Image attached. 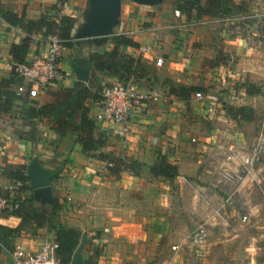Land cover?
I'll return each mask as SVG.
<instances>
[{"label": "crops", "instance_id": "1", "mask_svg": "<svg viewBox=\"0 0 264 264\" xmlns=\"http://www.w3.org/2000/svg\"><path fill=\"white\" fill-rule=\"evenodd\" d=\"M58 1L0 0V14L11 12L25 16L28 20H37L43 14L56 13L59 16L74 18L77 24L84 21L83 13L88 0H68L67 6L56 12L51 6ZM207 1L202 0L203 3ZM235 1L247 6L246 16L235 18L218 15L205 17L200 21H186L177 8L176 0H167L154 7L141 6L133 0H122L120 23L112 35L94 40L91 50L76 45L75 39L70 47L63 48L60 57V67L66 73L63 81L41 87L37 83L24 80L23 84L13 89L23 99L35 101L39 105L48 104L54 100L53 95L61 88H73L79 81L73 72L71 61L79 66L92 65L91 77L87 83H91L94 88L106 86L115 79L97 72L93 64L88 62L90 55L110 51L114 47V38L119 35L138 43L137 48H126V53L135 58L141 57L151 66L150 75L133 81L143 97L142 101L132 111L127 124L104 121L98 126L108 137L109 146L106 151L129 154V157L143 163L139 176L124 171L117 179L108 173L100 160L83 152L79 144L71 146L60 159L55 158L53 150L58 139L57 133L51 129L48 120H36V135L34 139L30 138L32 126L23 120L21 111L24 103L20 99L15 102L13 110L0 111V167L27 166L33 157H38L40 163L50 170L61 166L58 177L53 181L54 197L62 203L61 221L68 227L88 234V241L83 250L84 261L94 254V248H100L92 243L95 241L91 237L93 232L100 235L98 240L103 244L98 264H115L116 259L123 262L120 264H126L124 262L133 256L126 253L119 255L115 251L123 253L131 248L138 251L136 245H149L153 239L157 241L168 235L170 217L173 215L162 206V199L167 197L168 201L169 185L172 184H166L153 176L151 166L161 155L177 165L180 176L173 187L178 182L179 186H184L181 175L196 174L199 167L191 163L193 153L186 154L179 147H174L175 144H180L176 139L180 138L185 130L182 124L187 121L185 114L191 108L195 114L199 113L202 118L208 120L213 113L212 109L226 103V99L220 101V96L224 95L222 90H225V93L229 90L226 94L229 105L248 106L254 110L252 120L238 121L230 116V119L236 122L233 133H238L236 135L240 140L242 136L254 133L255 123L258 120L260 122L264 114V0ZM25 35L24 30L11 26L0 16V82L12 73L11 46ZM143 48L147 49V52H144ZM46 53L47 41L44 36L34 35L27 61ZM157 57L164 60L161 67L155 65ZM246 83L257 87L260 93L249 94ZM175 87L208 91L210 99L205 96L201 103L204 108L197 111L196 103L189 102L194 91L187 97L188 100H184L172 93ZM100 104L95 101L88 102L94 116L97 115ZM180 125L183 130L179 129ZM204 135V141L202 134L199 138L194 137L198 139L194 145L202 146L201 151L213 154L219 146L214 148L210 142L215 141L218 134L215 131H206ZM195 152H198L197 148ZM199 156L202 155L197 153L195 160L198 161ZM3 178H0L3 186L13 182L6 176ZM200 185L203 188L201 183L193 184V189L197 187L196 193L202 194H194L199 198H192L195 206L190 216L197 220L203 218L205 222L223 199L217 196L215 190L211 191L213 194H208L200 189ZM220 188H232L233 191L235 187L222 185ZM30 196L33 197L31 188L22 189L14 200L13 207L19 197ZM35 202L41 210L49 213L54 207L42 206L36 200ZM209 207H212V210ZM230 214L229 212L228 216ZM190 216L185 215L184 218H191ZM20 223L21 219L15 216L2 217L1 221V225L13 228L18 227ZM182 225L178 227L179 232L184 228V220ZM227 228L213 229L215 234L211 240L220 235L217 234V229L221 230L219 233H224ZM227 231L232 232L231 228ZM47 240L56 241L55 232L48 223L28 225L14 236L7 246L0 249V264H13L11 251L14 246L20 245L25 253H36ZM216 243L222 247L223 242Z\"/></svg>", "mask_w": 264, "mask_h": 264}, {"label": "trees", "instance_id": "2", "mask_svg": "<svg viewBox=\"0 0 264 264\" xmlns=\"http://www.w3.org/2000/svg\"><path fill=\"white\" fill-rule=\"evenodd\" d=\"M68 0H59L52 5L51 9L58 12L60 8L67 6ZM177 8L186 21L192 19L200 21L209 16H227L240 18L247 15V6L236 3L235 0H176ZM0 16L11 26L20 28L26 32L18 43L10 48L12 56V73L4 77L0 82V111L13 110L17 100H22V117L29 122L32 130L30 138H35L36 120H48L51 129L57 133L58 139L55 146V158L60 159L64 153L73 145L79 144L81 150L88 156L100 160L108 173L119 179L122 172L128 171L139 176L143 169V163L116 151H106L109 146L108 137L99 129L95 116L92 114L89 101L102 103L103 93L107 86L92 87L87 82L77 81L73 88H61L53 97L54 100L45 105H39L35 101L23 99L17 92L13 91L15 86L23 84L24 79L15 71V66L27 62L33 36L42 34L48 42L51 37H58L63 47H70L72 44L73 31L76 20L69 16L54 14H43L37 20H28L25 16L17 13H1ZM128 47H139V44L132 39L119 35L114 38V47L105 54H91L89 63L93 64L97 72L114 78L115 80L128 82L138 81L151 74V66L141 57L135 58L126 53ZM248 93L257 95L260 90L252 84L246 83ZM195 89L175 87L172 93L184 100ZM197 91H202L198 89ZM196 92V91H195ZM194 92V93H195ZM229 115L235 119L252 120L254 111L248 106L235 107L225 106ZM61 166L56 167V170ZM26 165L6 166L2 168L3 175L7 179L20 182L21 190L30 189L29 177L26 175ZM151 174L164 182L174 184L180 176L177 165L173 164L166 156H160L158 161L151 166ZM58 177V176H57ZM56 177V178H57ZM62 203L56 199L52 211L41 210L35 202L34 197H25L14 203L12 209L3 213V218L15 216L21 219L18 227L0 225V249L8 245L9 241L32 223H48L51 230L55 232L56 241L59 245L56 256L60 264H70L73 255L80 244L82 231L66 226L60 219ZM94 254L85 260V264H98L100 249H93Z\"/></svg>", "mask_w": 264, "mask_h": 264}, {"label": "rangeland", "instance_id": "3", "mask_svg": "<svg viewBox=\"0 0 264 264\" xmlns=\"http://www.w3.org/2000/svg\"><path fill=\"white\" fill-rule=\"evenodd\" d=\"M223 94L220 99L222 102L226 99V103H221L220 106H216L213 110L212 115L205 120L199 113L194 112L192 108L185 114L187 121L182 124L185 128L180 125L179 129L183 130V134L180 138H177L180 144H175V149L179 147L184 153H193L190 158L192 164H197L199 167L196 171V174H183L181 177L183 179L184 186H179V182L169 185V195L170 198L167 201V197L162 199V206L165 207L170 213V230L168 235L164 236L161 239L152 240L149 245L144 244L142 247L137 249L131 248L130 250H124L123 253L115 251L117 254L122 255L125 253L132 255L127 262L128 264H264V159L260 164V172L258 174V179L255 182L249 183L246 186H243L239 189V192H236L237 198L227 206V211L224 213L226 221H229L230 226L239 225L240 216L243 214L249 215L252 222L246 224L242 227V231L238 233L230 232L227 233L228 228L224 233H219L221 230L217 229L218 235L214 240L211 238L214 236L213 229L222 228L224 229L226 225H218L215 227H210V235L207 243L205 245H195L191 241V233L203 223V218L197 220L193 219L190 214L192 210L194 211L195 203L192 202V198L196 195L202 193H196L197 187L193 189L194 182L201 183L200 189L205 190L208 194L212 190H215L218 197L221 199L226 198L232 192L229 188H224L221 190L222 185H232L228 183H223L220 181L216 171L218 166L224 160L227 154L233 153L234 151H248L250 149L259 134V131L263 128L264 125V114L260 122H256V127L254 133H251L249 136H242V140L239 139V136L233 133V126L236 122L230 119V115L227 112L225 106H228V92L225 93V90H222ZM195 92V91H194ZM207 97L209 96L208 91L203 92ZM219 97V98H220ZM192 101L196 103L198 107L195 109L201 110L203 107L202 101H197L193 97L189 99V102ZM204 108V107H203ZM254 111V110H253ZM264 113V111H263ZM240 121V119H238ZM244 121V120H243ZM241 123H239L240 125ZM242 127V125H240ZM197 130H200L197 132ZM206 131H215L218 134L215 141L212 140L211 145L215 148L216 145L219 147L215 148L213 154L201 151L202 146L196 147L194 145V137L200 136L202 134V141H204V134ZM201 137V136H200ZM214 142V143H213ZM173 143V142H172ZM202 143V142H201ZM195 148V150H194ZM198 149V152L196 151ZM202 155L203 161L207 162L204 164L198 163L196 156ZM189 154L187 157H189ZM204 155V156H203ZM129 156V154L127 155ZM158 161V160H157ZM180 160H175L178 162ZM180 181V180H179ZM175 183V182H174ZM163 184V183H161ZM166 184H168L166 182ZM171 184V183H170ZM234 186V185H232ZM236 188V186H234ZM234 188V189H235ZM234 191V190H233ZM196 195L194 196V194ZM239 194V196H238ZM242 194V195H241ZM241 195V196H240ZM198 196L195 198L197 199ZM199 198V197H198ZM166 199V200H165ZM194 201V200H193ZM212 210V207H209ZM197 209V208H196ZM229 212L231 213L229 216ZM209 213V211H208ZM214 213V210H213ZM210 214V213H209ZM185 215L190 216L191 218H184ZM206 215V214H205ZM213 215V214H212ZM227 216V218H226ZM195 218V217H194ZM184 220V228L182 232H179L178 227H182ZM182 223V224H181ZM186 226V227H185ZM240 228V227H239ZM216 230V229H215ZM220 236V237H219ZM99 240L100 235L98 234ZM133 238V237H132ZM131 241L133 242V239ZM94 240V239H93ZM91 241L92 243L98 245L100 252L103 250V244L100 241ZM223 242L225 244L216 245V242ZM215 243V245H214ZM180 245L178 250H173L175 245ZM134 244H132L133 246ZM252 246H258V252L255 255H250L246 248H251ZM135 250V251H134ZM101 254V253H100ZM137 256V257H134ZM155 259H158L156 261ZM115 264H120L123 262H118L115 260ZM153 262V263H151Z\"/></svg>", "mask_w": 264, "mask_h": 264}, {"label": "built area", "instance_id": "4", "mask_svg": "<svg viewBox=\"0 0 264 264\" xmlns=\"http://www.w3.org/2000/svg\"><path fill=\"white\" fill-rule=\"evenodd\" d=\"M63 46L58 37L49 38L47 42V53L43 56H37L24 64L16 65L15 71L26 81L37 83L44 87L54 82L63 81L66 73L60 67V57ZM144 52L147 49L143 48ZM164 63L162 57L155 59V65L161 67ZM12 65V64H11ZM104 100L100 104L99 111L95 116L97 123L111 121L117 124H127L132 115V111L142 101L137 86L134 82H123L115 80L105 89ZM197 101H203L205 95L202 91H196L193 95ZM256 138L254 145L248 151H234L227 154L216 171L219 179L223 183L236 186L226 198H223L220 205L214 209L213 215L207 217L205 222L201 223L190 235L191 241L195 245L201 246L207 243L210 235V227L218 225H226L231 231L238 233L242 231V227L252 222L248 213L240 216L239 225L230 226L226 221L224 213L227 206L234 200L236 192L240 188L258 179L260 172V164L264 159V125ZM194 142L198 139L194 138ZM198 163L204 164L203 157L199 156ZM2 167H0V178H3ZM6 192H9L6 194ZM21 193V183L13 181L6 186L0 182V225L3 213L13 207L14 200ZM240 227V228H239ZM91 237L98 241V233L93 232ZM59 245L56 241H46L39 252L25 253L20 245L13 247L11 256L13 264H60L56 256ZM180 245H175L173 250H178ZM246 251L252 256L258 252V246L246 248Z\"/></svg>", "mask_w": 264, "mask_h": 264}, {"label": "water", "instance_id": "5", "mask_svg": "<svg viewBox=\"0 0 264 264\" xmlns=\"http://www.w3.org/2000/svg\"><path fill=\"white\" fill-rule=\"evenodd\" d=\"M122 0H88L84 10V21L76 23L73 38L76 45L91 50L94 40L107 38L115 32L120 23ZM141 6L154 7L167 0H133ZM76 78L88 82L91 77L92 65L79 66L71 61ZM60 170H50L44 167L38 157H33L27 165L26 175L29 177V186L33 191L34 199L42 206H54L53 181ZM88 241V234L82 233L81 241L77 247L70 264H85L83 250Z\"/></svg>", "mask_w": 264, "mask_h": 264}]
</instances>
